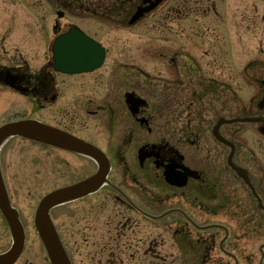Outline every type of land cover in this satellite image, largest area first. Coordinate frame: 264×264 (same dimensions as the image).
<instances>
[{"label": "flooded vegetation", "instance_id": "1", "mask_svg": "<svg viewBox=\"0 0 264 264\" xmlns=\"http://www.w3.org/2000/svg\"><path fill=\"white\" fill-rule=\"evenodd\" d=\"M218 1L163 0L135 24L150 18L151 30L163 29L162 40L122 42L108 71L102 72L106 61L100 70L78 75L55 71L50 44L46 62L33 70L27 33L0 18V92L27 96L36 119L93 144L110 160L106 182L97 190L52 210L72 264H186L191 253L198 264H255L257 254L258 264L264 262V243L251 248V241L264 240V108L243 106L235 112V60L221 49L226 42L221 45L216 36L198 41L206 47L199 54L185 39L191 17L217 21ZM9 4L0 0V15ZM141 6H147L144 0L119 26L127 27ZM55 7L64 16L56 14L54 35L75 24L60 25L68 15L106 20L118 11L107 3L94 8L87 0H57ZM42 32L38 19L34 41L39 44ZM250 64L238 79H249ZM245 117L259 121L250 128L234 121ZM40 145L50 155L49 161L38 159L36 170L39 176L51 174V191L98 172L89 156ZM5 154L2 149L8 185ZM64 208L66 215L55 214ZM0 222L10 244L1 209ZM225 224L243 226L239 232ZM27 247L26 230L25 249L14 264H36L26 256ZM44 259L51 264L46 251Z\"/></svg>", "mask_w": 264, "mask_h": 264}, {"label": "rangeland", "instance_id": "2", "mask_svg": "<svg viewBox=\"0 0 264 264\" xmlns=\"http://www.w3.org/2000/svg\"><path fill=\"white\" fill-rule=\"evenodd\" d=\"M137 1L126 0L125 6L121 7L114 0H87L94 8H99L107 3L111 8L112 6L117 8L118 11L116 15L106 20L88 14L74 13L60 20V25L76 23L91 35H96L98 40L106 43L110 49V54L107 67L102 72L108 71L109 67L113 66L117 56L116 51H118L119 46L122 47V42L128 43L136 39L162 40L165 35L162 28L152 29L153 31L150 29L153 22L150 18L134 27L119 26L134 9ZM56 2L57 0H10L8 10L5 14L0 15L1 19H7L8 25L27 33V49L32 56L31 67L33 70L47 60L48 45L54 39L52 25L56 18ZM218 3L221 14L217 21H214L213 16L203 19L191 17L186 22L188 25L185 39L192 41L189 48L198 50L199 54H202L206 47H204V43L201 46L198 41L213 40L216 36L218 40L222 41L221 45L226 42L227 47L221 49L229 50L235 60V112L241 111L243 106L256 108L258 101L263 97L262 89L259 87L260 81L257 77L260 76V79L264 77V0H219ZM38 19H41L43 30L41 44L39 41H34ZM193 27L201 30H192ZM209 28H215V32H208ZM194 44L197 47H194ZM249 61L251 62L249 79L246 77L245 79L243 77L238 79L245 63ZM7 96L10 97L7 94L0 95V124L3 121L18 116L25 117L33 113L34 107L27 100L28 98L20 96L19 98L8 99ZM3 150L6 152L4 162L7 167L6 178L12 201L15 206L22 210L23 222L28 233L26 256L33 258L36 264H47L44 259L45 249L35 228L34 213L39 201L51 191L53 186L51 174H45L47 172L43 171L42 176H39L36 170V162L40 157L49 161L50 151L38 143L22 138L11 139ZM62 157L65 158L67 155L64 154ZM61 209L54 211L55 214L66 215V209ZM231 226L234 230L241 232L243 225L231 224ZM2 232L1 223L0 253L8 250L12 245V239L9 244V241L3 238ZM263 242L264 240L251 241V248L253 244H256L257 247L259 243ZM186 258V264H198L199 257L195 253L188 254ZM254 259L255 264H258L260 256L256 255Z\"/></svg>", "mask_w": 264, "mask_h": 264}, {"label": "water", "instance_id": "3", "mask_svg": "<svg viewBox=\"0 0 264 264\" xmlns=\"http://www.w3.org/2000/svg\"><path fill=\"white\" fill-rule=\"evenodd\" d=\"M162 0H158L156 5ZM146 3L150 0H145ZM156 5L140 8L134 15L131 24L140 19L144 13L154 9ZM100 44L87 37L78 28H72L70 33L57 39L54 52L55 62L58 71L68 74L91 72L99 68L105 58V50ZM264 105V103H262ZM247 121V120H245ZM16 135L25 136L33 140L41 141L65 149L87 153L100 162L101 171L87 180L75 186L64 188L47 195L39 205L36 215V226L41 239L49 253L52 264H70L66 252L60 242L56 228L51 220L50 211L57 205L63 204L73 196H78L85 189L91 190L101 178H105V156L91 146H80L77 139H70L68 136L59 134L53 128L34 120H25L8 124L0 129V147L8 138ZM56 136H59L57 139ZM80 146V147H79ZM106 160V161H105ZM0 207L2 208L10 224L14 237V246L6 254L0 255V264H13L21 254L24 247V231L21 226L18 213L12 207L10 198L4 184L0 170Z\"/></svg>", "mask_w": 264, "mask_h": 264}]
</instances>
